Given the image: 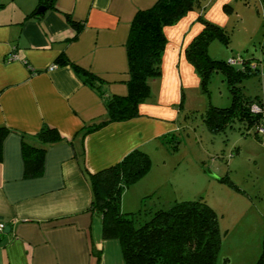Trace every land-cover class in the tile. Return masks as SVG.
<instances>
[{
  "label": "crops",
  "instance_id": "0c3cea01",
  "mask_svg": "<svg viewBox=\"0 0 264 264\" xmlns=\"http://www.w3.org/2000/svg\"><path fill=\"white\" fill-rule=\"evenodd\" d=\"M156 1L59 0L84 23L77 39L67 42L76 30L61 11L27 17L38 0H0V125L13 130L0 161V220L11 222L0 237V264H127L119 240L105 238L101 218L89 211L93 192L83 169L94 173L135 148L150 154L166 149L165 137L178 128L182 94L199 86L185 49L203 25L189 11L165 27L162 74L150 80L151 96L140 104V115L87 135L85 126L107 118L105 98L57 59L65 51L72 63L105 81L106 96L126 95L131 22ZM12 52L18 59L9 61ZM46 125L63 139L48 147L41 175L26 178L21 133L34 135ZM140 180L133 205L153 191ZM226 260L219 255L217 264Z\"/></svg>",
  "mask_w": 264,
  "mask_h": 264
},
{
  "label": "trees",
  "instance_id": "16d2710c",
  "mask_svg": "<svg viewBox=\"0 0 264 264\" xmlns=\"http://www.w3.org/2000/svg\"><path fill=\"white\" fill-rule=\"evenodd\" d=\"M198 3L199 0H157L151 7L137 10L126 44L129 63L126 95L106 96L102 87L105 81L100 76L72 63L65 51L60 53L57 59L59 64L70 63L83 82L105 98L107 118L85 126L84 135L111 122L129 120L140 115V104L151 96L150 80L162 74L163 54L168 41L165 27L178 23ZM40 6H45L46 11H61L76 30L67 42L77 39L84 23L61 8L59 0H38L37 6L27 17L41 18L46 11L38 12ZM200 19L203 28L187 45V59L199 74L204 91L208 92V81L218 71L226 77L232 97L227 107L209 105L204 113L206 126L213 133H219L239 120L248 132L252 130L254 137L264 144V132L261 131L264 129V97L245 94L241 85L245 77L256 73L258 69L253 72L250 64L237 67L240 64L236 63L240 60L232 63V58L223 60L212 57L208 52L210 41L220 38L228 44L231 36L225 27L204 15H200ZM255 106L257 109H254ZM11 132L13 130L8 126L0 125V161L3 158L5 138ZM21 136L25 177H37L42 173L48 147L63 137L56 128L49 125L37 134L28 136L21 133ZM169 139L165 137V142ZM151 164L149 153L142 148H135L118 162L94 173L83 169L93 192L89 211L101 218L103 236L119 240L127 264H217L224 232L218 212L203 197L176 199L168 207H153L146 212L144 220L141 209H122L124 191L143 178ZM155 193L157 191L145 195L142 202ZM4 222L11 225V222ZM255 264H264V236Z\"/></svg>",
  "mask_w": 264,
  "mask_h": 264
},
{
  "label": "rangeland",
  "instance_id": "374dc122",
  "mask_svg": "<svg viewBox=\"0 0 264 264\" xmlns=\"http://www.w3.org/2000/svg\"><path fill=\"white\" fill-rule=\"evenodd\" d=\"M191 11H196L200 24V15L208 18L212 14L218 21L208 19L229 31L230 42L212 39L209 54L240 60L237 67L250 64L253 72L258 69L241 85L245 94L264 97V1L199 0ZM196 74L199 86L185 89L179 101L177 130L164 143L166 149L149 153L151 168L140 180L153 190L150 193H157L133 205V188L140 185L136 182L129 186L125 208L123 193L121 206L125 211L141 209L144 220L153 207H168L176 199L203 197L219 214L224 232L219 255H226L224 263L255 264L264 236V144L239 120L219 133L206 126L204 113L209 105L227 107L232 97L221 72L211 75L208 92L202 89Z\"/></svg>",
  "mask_w": 264,
  "mask_h": 264
},
{
  "label": "built area",
  "instance_id": "2783aa9c",
  "mask_svg": "<svg viewBox=\"0 0 264 264\" xmlns=\"http://www.w3.org/2000/svg\"><path fill=\"white\" fill-rule=\"evenodd\" d=\"M17 59H18V55L16 53H14V52H12L11 55L9 56V58H8L9 61H13V60H17ZM230 61L232 63H236L235 59H231ZM24 63L27 64L28 62L25 60ZM55 67H56V65H53V66L50 67V69L52 70ZM254 109H257V107L255 106ZM261 131L264 132V129H261ZM6 227H7L6 222L0 221V234L5 231Z\"/></svg>",
  "mask_w": 264,
  "mask_h": 264
},
{
  "label": "water",
  "instance_id": "95a60500",
  "mask_svg": "<svg viewBox=\"0 0 264 264\" xmlns=\"http://www.w3.org/2000/svg\"><path fill=\"white\" fill-rule=\"evenodd\" d=\"M46 11V7L45 6H40L38 8V12H45ZM11 229V227L9 225H7V227L5 228V232H9Z\"/></svg>",
  "mask_w": 264,
  "mask_h": 264
}]
</instances>
